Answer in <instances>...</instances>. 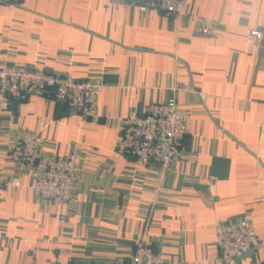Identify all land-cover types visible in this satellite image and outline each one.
I'll list each match as a JSON object with an SVG mask.
<instances>
[{
	"label": "crops",
	"instance_id": "crops-1",
	"mask_svg": "<svg viewBox=\"0 0 264 264\" xmlns=\"http://www.w3.org/2000/svg\"><path fill=\"white\" fill-rule=\"evenodd\" d=\"M193 15L218 20L216 33ZM250 29L264 30V0H184L176 16L128 0H0V65L103 83L93 117L46 93L0 108V173L19 178L0 187V264H112L137 241L167 264H220L214 222L236 217L258 241L240 263L264 259V35ZM169 97L190 119L164 170L122 149L121 118ZM21 129L39 132L45 157L79 148L70 201L42 202L41 162L8 156Z\"/></svg>",
	"mask_w": 264,
	"mask_h": 264
},
{
	"label": "built area",
	"instance_id": "built-area-1",
	"mask_svg": "<svg viewBox=\"0 0 264 264\" xmlns=\"http://www.w3.org/2000/svg\"><path fill=\"white\" fill-rule=\"evenodd\" d=\"M19 4L22 0H9ZM140 10L157 7L165 16H176L182 11L184 0H128ZM196 30L204 35H214L219 21L193 15ZM256 37L264 35L262 29H250ZM101 81L81 78L70 72L49 71L33 64L0 65V108L7 99H22L27 94H48L52 100L62 99L83 117L96 115V101ZM189 87V81L183 83ZM190 112L177 105L173 97L162 102H152L143 113L131 109L121 118L122 149L142 164L157 162L166 170L183 153V139L189 130ZM44 139L38 131L21 129L11 140L6 151L10 158L33 164L41 162L31 184L34 194L45 204L70 201L81 153L76 145L64 155L49 158L43 156ZM19 184V178L10 173H0V187ZM214 238L220 264H241L242 255L257 244L256 233L248 218L214 222ZM112 264H167L162 252L145 241H137L126 255L117 256ZM256 264H264V259Z\"/></svg>",
	"mask_w": 264,
	"mask_h": 264
}]
</instances>
